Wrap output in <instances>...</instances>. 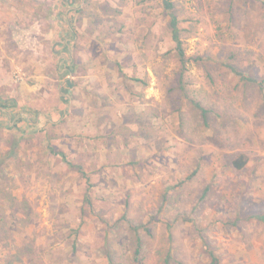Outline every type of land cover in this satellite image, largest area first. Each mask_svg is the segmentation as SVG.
<instances>
[{"label": "rangeland", "instance_id": "rangeland-1", "mask_svg": "<svg viewBox=\"0 0 264 264\" xmlns=\"http://www.w3.org/2000/svg\"><path fill=\"white\" fill-rule=\"evenodd\" d=\"M170 1L181 83L163 0H0V264H264V0Z\"/></svg>", "mask_w": 264, "mask_h": 264}, {"label": "trees", "instance_id": "trees-1", "mask_svg": "<svg viewBox=\"0 0 264 264\" xmlns=\"http://www.w3.org/2000/svg\"><path fill=\"white\" fill-rule=\"evenodd\" d=\"M72 8H73V10H72ZM70 9L74 13L79 12V8L74 7L73 3L71 5ZM163 9L168 13V15L170 17V20H169L170 21V25L169 26H170V29H171V39H172V41L175 44L176 56H177L178 61L180 63L181 71H180V74H179V83H181L182 75H183V72L185 70V64H186L187 60L185 58V54H184V51H183V48H182V42H181V39H180L179 30H178V21L176 19L177 17H175V15L173 13V5H172L170 0H163ZM69 29L72 32L71 34H73L74 30H72L71 23H69ZM72 68H75V66H72ZM71 72H72V69H71ZM68 85H69L68 87H72V84L70 82L68 83ZM13 105H14V102L12 100H10V99H4V100L0 99V109H6L8 107H12ZM204 113H205V111L201 110L202 117H203ZM203 119H204V117H203ZM17 147H19V145L16 142L12 143L10 145V147H9V151L7 152V156L8 157L14 156L15 155V150L17 149ZM46 149L48 151V155H50L54 159L64 163L66 168L75 169L76 172L82 178H84L86 182L89 181V178L87 177V175L84 172V170L82 169V167H80L79 165H74L71 161H69L67 155L63 151H61L59 149H56L51 144H48ZM245 163H246V160L244 159V157L242 155H240V156H238L237 159H235L233 161V166L236 169H242L244 167ZM88 188H90V186H88ZM83 201H84V204H86L87 206H90L92 204L88 194L85 196ZM262 218H264V217H262ZM0 222H2V220H0ZM139 227L144 229L142 225H140ZM5 232L10 234V232L8 230L3 231V233H5ZM207 247L208 246L206 244L203 245L204 254L206 255V257H207V259L209 261L208 263L209 264H221V261H220L219 257L212 250L210 251ZM137 251H138V249H137ZM107 259H108V264H112V258L108 257ZM168 260H169V258H168V255H167L163 259L164 264H169Z\"/></svg>", "mask_w": 264, "mask_h": 264}]
</instances>
